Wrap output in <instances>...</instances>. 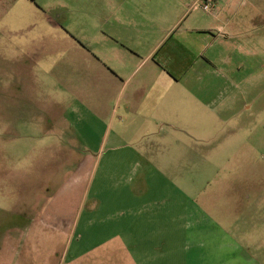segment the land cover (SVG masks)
<instances>
[{"label":"rangeland","instance_id":"rangeland-1","mask_svg":"<svg viewBox=\"0 0 264 264\" xmlns=\"http://www.w3.org/2000/svg\"><path fill=\"white\" fill-rule=\"evenodd\" d=\"M215 1L175 25L184 9L131 0L138 24L119 27L153 41L171 30L159 62L186 86L161 109L131 113L107 94L93 110L89 69L77 74L84 86L68 89V67H98L68 61L76 41L104 45V7L114 0H0V176H9L0 181V264H191L223 250L214 242L264 264V0ZM174 58L192 69H175ZM68 98L81 136L68 135ZM81 177L89 181L63 205V230L26 231Z\"/></svg>","mask_w":264,"mask_h":264},{"label":"crops","instance_id":"crops-1","mask_svg":"<svg viewBox=\"0 0 264 264\" xmlns=\"http://www.w3.org/2000/svg\"><path fill=\"white\" fill-rule=\"evenodd\" d=\"M159 3H164L166 5H173V8H182L184 9L183 14L177 18L175 21V25L177 22H180L182 19H188L192 13H188V10L196 9L194 8L195 3L198 0H155ZM131 0H114V3L117 5L109 7L108 4L104 7L103 15L107 16L108 19H105L101 24V29L99 30L101 43L105 42L104 45L97 48H92L91 50L88 46H84L83 43H79L78 41V49H73L72 59L68 62L70 64L76 63L78 61H82L84 63L90 62L89 59H92L93 62H96L98 67H68V89L80 88L83 85L81 78L77 75L78 73L83 72L84 69H89L90 72L94 73L97 76V81L94 85L96 88L95 91L91 92L96 94V105L93 108L94 111L99 109H104L105 99L104 94H107L110 99H115L118 102L119 107L121 103L124 102V111L133 113L136 109H141V105L146 104H155L157 105V109H161L163 104L168 102L167 93L172 92L175 93L177 89V84H180L182 88H186L185 85L178 81V79H174L171 75L170 78L173 79V82H170L167 77L166 71L164 70L162 64L159 62V53L161 48H164V39L171 34V30L168 32L165 31L164 34H161L158 38L151 36V34L147 35H139L136 37L135 34H126L122 31V28L119 26L122 25H130L132 27H136L138 21L134 19H130V8L129 3ZM194 14V13H193ZM148 17H146L147 19ZM148 20V19H147ZM203 25V26H201ZM209 21L207 18H204L202 23L199 24L198 28L199 32L205 33L207 31L206 27H209ZM117 26V27H115ZM128 26V27H130ZM128 27H125L128 29ZM202 29V30H201ZM190 32V31H189ZM201 34L197 35L198 38L201 37ZM68 36L76 40V34H73L71 30H68ZM182 36V35H181ZM203 38V37H202ZM126 41V43L124 42ZM132 41V42H130ZM137 41V42H134ZM135 43V44H132ZM98 45V44H97ZM90 49V50H89ZM109 50H112V56L109 54ZM74 58V60H73ZM149 60H155L154 65L148 67H140L144 63L149 62ZM174 62L175 69L180 71H189L192 67H179L182 64L179 61V58L172 59ZM210 61V57L207 59ZM190 66V65H189ZM31 70V67H22ZM145 69L146 77H142V70ZM34 71V68H32ZM156 72V80L151 82L148 80L151 73ZM74 74V75H73ZM21 86L23 88H35V80H21ZM92 82V81H91ZM76 93L81 94L78 90ZM78 94V95H79ZM32 96L30 97V101L27 99V104H35ZM80 99H83L79 97ZM73 98H68V135L70 132L75 131L79 136L83 133L81 132V127L78 123L74 122L71 119L73 116L72 112L79 110L77 107L73 108ZM77 100V99H76ZM173 101H179L178 99L173 98ZM23 104V102H22ZM33 109V107H32ZM120 109V108H119ZM72 111V112H71ZM76 114V113H75ZM76 116L77 121L81 119L80 114L74 115ZM160 116V114L158 115ZM69 144H71L68 141ZM1 168V165H0ZM86 169V168H84ZM89 173L86 174V178ZM9 176L6 172L0 176V181L6 184V180H8ZM83 177L76 178L74 181H70L66 189L62 192H57L56 195L51 199L49 203L43 209L44 213L42 214L43 218H39L34 220L31 225H28L27 230L38 228L39 230L44 229H52L53 231L60 232L63 230V218H67L68 214V206L63 209L66 204L68 205V199H71L74 194L80 193L82 191L81 186L82 183L88 182L89 179L86 180ZM24 184V183H23ZM25 189V193H26ZM23 193V192H22ZM78 195V194H77ZM24 196V195H23ZM63 197L66 200V203H59L57 200L62 199ZM55 200L54 202H52ZM64 205V206H63ZM35 208H32L34 212ZM26 209L23 208V211ZM33 212L27 210V213L33 215ZM71 227V226H70ZM13 240V239H12ZM216 247H219V252L214 250L212 252L213 255L209 257L199 258L196 261H192L191 264H252L249 259L245 257L233 258L231 256V248L225 242H214ZM190 264V263H188Z\"/></svg>","mask_w":264,"mask_h":264},{"label":"built area","instance_id":"built-area-1","mask_svg":"<svg viewBox=\"0 0 264 264\" xmlns=\"http://www.w3.org/2000/svg\"><path fill=\"white\" fill-rule=\"evenodd\" d=\"M198 7H202L205 11H213L215 9H217L218 7V3L215 1V0H205V1H202V0H198L195 5H194V8H198Z\"/></svg>","mask_w":264,"mask_h":264}]
</instances>
